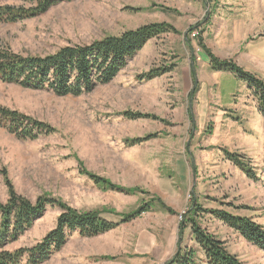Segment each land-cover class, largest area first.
<instances>
[{"label":"rangeland","instance_id":"obj_1","mask_svg":"<svg viewBox=\"0 0 264 264\" xmlns=\"http://www.w3.org/2000/svg\"><path fill=\"white\" fill-rule=\"evenodd\" d=\"M30 1L0 0V6L30 8ZM156 23L172 25L176 33L151 40L111 84L89 94L61 97L0 81L1 108L53 130L23 139L0 124V171L8 174V180L0 175L1 204L8 201L9 181L33 203L49 197L115 223L149 206L104 235L73 234L42 264H172L180 247L197 251V264H205L191 228L183 227L195 205L264 226V117L248 86L232 73L211 70L200 47L264 79V0L63 2L35 18L0 23V45L24 57H44ZM171 66L173 80L162 86L138 81L152 68ZM125 111L156 120H127ZM225 149L246 158L257 180L230 162ZM86 173L125 192L103 189ZM60 214L48 208L7 249L37 245ZM199 222L243 264H264V250L210 213Z\"/></svg>","mask_w":264,"mask_h":264},{"label":"trees","instance_id":"obj_2","mask_svg":"<svg viewBox=\"0 0 264 264\" xmlns=\"http://www.w3.org/2000/svg\"><path fill=\"white\" fill-rule=\"evenodd\" d=\"M73 1L75 0H31L30 8L0 6V23H16L35 18L60 3ZM171 33H176L172 25L149 24L136 30L126 31L120 36L106 37L89 45L68 46L44 57H24L0 45V81L32 90L51 91L61 97H80L100 86L111 84L128 67V62L134 59L151 40ZM200 47L208 58L211 70L232 73L248 86L257 99L259 111L264 117V79H260L232 60L218 58L203 44ZM173 69L172 66L152 68L139 75L138 81L155 80L171 73ZM122 116L127 120L147 118L156 120L153 115L134 111H125ZM0 124L8 125L11 133L23 139H36L37 135L33 134L35 130L47 135L53 133L49 126L1 107ZM151 138L149 136L146 139H137L134 144H140ZM224 153L226 158L248 178L257 180L246 158L227 149ZM0 175L8 180L6 170L0 171ZM88 176L103 189L125 192L106 179L95 175ZM7 182L8 201L5 204L0 203V264H42L60 252L73 234L86 238L104 235L121 224L132 222L149 208L148 205L143 204L137 211L121 215L120 221L115 223L93 212H79L62 201L49 197L39 198L33 203L17 194L13 185ZM159 204L168 213L175 214L165 203L159 202ZM48 208H58L61 211L56 228L32 248L9 251L8 246L30 231ZM205 213H210L240 234L248 243L264 250V226L248 217L221 210L208 211L195 205L193 210L188 209L185 213L183 227L191 228L192 238L203 253L205 264H243L237 256L227 250L223 241L202 228L199 220ZM196 257L197 251L194 249L184 250L180 247L172 264H197Z\"/></svg>","mask_w":264,"mask_h":264},{"label":"crops","instance_id":"obj_3","mask_svg":"<svg viewBox=\"0 0 264 264\" xmlns=\"http://www.w3.org/2000/svg\"><path fill=\"white\" fill-rule=\"evenodd\" d=\"M175 72H172V73H170V74H168V76L166 75V77H165V79H164V77H162V78H158V79H155V80H153V81H151V82H146V83H153V82H156V83H158L159 85H164L167 81H171V80H173V74H174ZM140 84H144L143 82L142 83H140ZM169 86H172V85H170L169 84Z\"/></svg>","mask_w":264,"mask_h":264},{"label":"water","instance_id":"obj_4","mask_svg":"<svg viewBox=\"0 0 264 264\" xmlns=\"http://www.w3.org/2000/svg\"><path fill=\"white\" fill-rule=\"evenodd\" d=\"M197 85V81H196V84H195V86Z\"/></svg>","mask_w":264,"mask_h":264}]
</instances>
